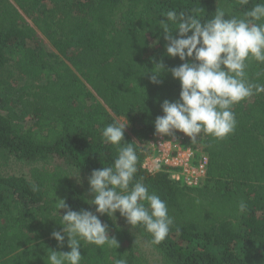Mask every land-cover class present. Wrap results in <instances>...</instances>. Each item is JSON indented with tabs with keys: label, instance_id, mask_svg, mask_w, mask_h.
<instances>
[{
	"label": "trees",
	"instance_id": "obj_1",
	"mask_svg": "<svg viewBox=\"0 0 264 264\" xmlns=\"http://www.w3.org/2000/svg\"><path fill=\"white\" fill-rule=\"evenodd\" d=\"M259 2L0 0V71L17 58L16 68L39 80L27 91L0 96V161L57 159L90 176L117 156L116 147L103 142L102 130L127 124L124 143H135L138 155L134 179L143 178L174 218L158 245L137 227L162 264H264V93L234 105L237 127L225 139L202 134L198 146L208 167L199 187L181 186L166 171L151 175L142 169L161 105L179 100L181 91L170 71L159 77L161 83L150 81L155 63L163 61L169 70L182 63L167 56L159 22L169 10L205 20L219 8L226 20L243 18ZM262 70L264 64L251 61L249 81L264 84V76H257ZM21 121L31 126L16 128ZM54 196L74 211L96 214L118 241L117 249L82 241L81 264H113L117 258L145 264L127 233L97 213L67 177L49 189L23 175L0 176V264H48L49 250L70 251L67 238L60 247L51 235L61 230L59 216L65 214H56ZM241 200L248 206L243 214L237 211Z\"/></svg>",
	"mask_w": 264,
	"mask_h": 264
},
{
	"label": "clouds",
	"instance_id": "obj_2",
	"mask_svg": "<svg viewBox=\"0 0 264 264\" xmlns=\"http://www.w3.org/2000/svg\"><path fill=\"white\" fill-rule=\"evenodd\" d=\"M240 3L246 5L248 0ZM226 15L217 8L211 19L202 20L197 15L169 10L166 19L159 22L167 42V56L178 57L182 63L169 70L161 61L151 69V83H161L159 77L170 71L181 85L179 100H165L161 105L163 115L155 120L158 135L172 136L179 131L192 144L199 143L202 134L225 139L237 127L234 105L264 93V84L250 82L246 72L251 61L264 64V0L246 11L243 18L231 16L226 20ZM257 76H264V70ZM126 127L127 124L113 123L102 130L103 142L115 146L117 156L110 166L92 171L88 184L94 198L88 202L100 215L114 219L119 212L130 226L142 227L151 234V242L158 245L168 237L174 218L169 215L166 201L150 191L143 178L134 179L138 155L135 143H124ZM79 172L80 169L72 176L78 183ZM38 190L33 185V191ZM54 200L56 214L60 210L65 214L58 215L61 230L51 235L60 247L67 238L70 251L49 250L48 264H81L82 241L109 249L119 247L96 214L74 211L55 196ZM247 207L245 201H239L238 213H245ZM113 264H127V260L117 258Z\"/></svg>",
	"mask_w": 264,
	"mask_h": 264
},
{
	"label": "rangeland",
	"instance_id": "obj_3",
	"mask_svg": "<svg viewBox=\"0 0 264 264\" xmlns=\"http://www.w3.org/2000/svg\"><path fill=\"white\" fill-rule=\"evenodd\" d=\"M44 49H48V43L43 44ZM48 54V53H47ZM17 58L11 62L4 71H0V96L13 95L24 90H29L38 83V77L34 74H26L23 70H18L14 65ZM52 61V60H51ZM121 122L124 123L123 120ZM16 128L27 130L31 126L29 121H21L15 124ZM77 171L69 168L68 165L57 159L42 162L24 163L9 158L7 161H0V176L23 175L30 181H41L45 188L53 189L58 183L67 177L87 198L91 201L94 196L90 191L88 184L89 175L79 172V183L75 177H72ZM94 206V205H92ZM115 227L125 231L127 235L136 244V255L140 257L145 264H162L161 254L155 250L148 241L142 236L137 228L130 226L126 219L115 213L114 219L111 218Z\"/></svg>",
	"mask_w": 264,
	"mask_h": 264
},
{
	"label": "built area",
	"instance_id": "obj_4",
	"mask_svg": "<svg viewBox=\"0 0 264 264\" xmlns=\"http://www.w3.org/2000/svg\"><path fill=\"white\" fill-rule=\"evenodd\" d=\"M207 167L208 156L198 143L192 144L191 139L179 131L172 136L152 135L142 164L148 174L166 171L173 182L188 188L201 185L207 176Z\"/></svg>",
	"mask_w": 264,
	"mask_h": 264
}]
</instances>
